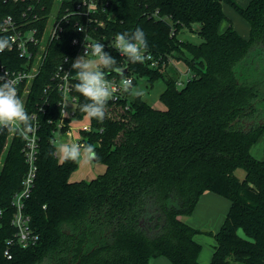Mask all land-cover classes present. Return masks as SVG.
<instances>
[{
  "label": "trees",
  "instance_id": "obj_1",
  "mask_svg": "<svg viewBox=\"0 0 264 264\" xmlns=\"http://www.w3.org/2000/svg\"><path fill=\"white\" fill-rule=\"evenodd\" d=\"M82 1L73 0L71 8ZM95 3L99 13L93 17L104 25L72 16L29 92L18 93L40 126L38 175L25 206L40 240L30 248L17 243L12 225V199L27 171L24 138L0 132V264H150L160 257L171 264H202V245L195 240L201 231L183 218L194 213L207 192L230 202L221 229L207 232L216 240L207 264H264V160L251 153L264 134V0L246 6L235 0ZM52 4L49 0L48 8ZM224 5L248 23V37L231 23L221 29L229 21ZM27 7L0 0V24L9 15L20 18ZM38 25L44 31L45 23ZM137 27L145 31L147 52L161 60L160 68L125 61L112 47L105 50L129 74L151 84L163 79L160 98L166 108L155 109L130 93L109 101L104 121L88 119L92 131H81V144L94 147L95 161L106 170L92 180L73 182L79 161L52 155L63 99L54 81L56 68L66 55L75 58V39L88 35L104 43ZM184 30L201 42L182 40ZM174 61H183L191 73L182 88L178 69L170 67ZM23 64L15 52H0V66L16 70ZM76 83L71 95L77 99L78 119L86 118L80 111L86 101ZM238 170L245 171L243 179Z\"/></svg>",
  "mask_w": 264,
  "mask_h": 264
},
{
  "label": "built area",
  "instance_id": "obj_2",
  "mask_svg": "<svg viewBox=\"0 0 264 264\" xmlns=\"http://www.w3.org/2000/svg\"><path fill=\"white\" fill-rule=\"evenodd\" d=\"M12 1L14 3L28 4V7L20 18H16L14 15H9L4 18L0 24V33L3 38L7 39L10 48L4 51L15 52L20 59L24 61V64L20 69L10 70L4 65L0 66V76H3L5 72L9 74L10 78L19 77L20 82L18 84V93L23 90L27 94L31 88V85L35 78L40 74L44 63L47 61L50 48L56 40L59 39L63 32L64 25L71 21V17L78 15L86 18L88 24L98 23L100 26L104 25L103 21L94 18L93 15L99 13L95 0H83L81 3H76V8H71V2L73 0H53L51 8H48L49 0H5ZM106 9L103 8L102 13H105ZM158 12L155 13L157 16ZM45 23L44 31H41L38 23ZM78 25V24H77ZM79 30H83L80 27ZM96 42L90 36H86L84 39H75L73 44L77 47L78 51L75 58L72 60L70 55H66L63 63L60 64L55 71L54 81L57 89L62 93L63 99L60 103L62 109V117L57 122V129L54 131V136L57 132L64 134L68 133L71 136L72 123L70 122L67 127V120L78 118L77 114V99L72 97L71 90L72 84L75 79L72 77L73 69L71 67L72 62L85 53L86 47L90 43ZM115 38L112 40H104L105 48L112 47L117 53L118 51L114 47ZM3 51V52H4ZM119 54V53H118ZM125 61L126 57L119 54ZM147 58L142 62L147 64L151 69H158L161 65V60L156 59L149 52L146 53ZM165 66V64H162ZM122 68L127 69V73L124 74L127 78L135 81V74L128 73V67L123 65ZM106 71V70H105ZM69 75H67V74ZM106 74H108L106 72ZM106 78L113 83V86L117 89L115 98L110 101H119L127 97L128 92H124L121 87V78L117 76H107ZM183 85L178 79L177 86ZM46 90H50L48 87ZM70 104L73 106L69 109ZM43 110V107L40 111ZM33 119V126L35 131L27 133L24 138V146L21 150L25 163L27 165L26 174L22 180V188L16 193L12 199V206L14 207V215L12 218V225L16 228L15 238L17 243L22 248H30L35 246L39 240V235L33 230L31 226V218L26 214V201L30 199L32 191L35 187V181L38 175V158H39V129L40 126L36 120V116ZM68 128L64 131V128ZM81 131L91 132L92 126L89 123L84 124L81 127ZM17 132L11 130L10 136H14ZM55 144V138L53 140ZM78 143L81 144V141ZM1 164V162H0ZM2 213V212H1ZM9 254V252H7ZM12 256L9 254L8 258Z\"/></svg>",
  "mask_w": 264,
  "mask_h": 264
},
{
  "label": "clouds",
  "instance_id": "obj_3",
  "mask_svg": "<svg viewBox=\"0 0 264 264\" xmlns=\"http://www.w3.org/2000/svg\"><path fill=\"white\" fill-rule=\"evenodd\" d=\"M85 47V53L78 56L71 65L75 71L72 77L77 81L74 87L86 101L80 104V111L86 118L102 123L106 117V106L110 100L115 98L117 91L113 83L106 78L105 70L121 74L120 83L124 92L137 98L143 96L144 93L134 87L130 78L123 76L122 68L117 65L116 58L105 50L104 43L97 41ZM114 47L130 63H142L147 58L146 53L149 47L147 35L140 27L131 33H117ZM8 48H10L8 40L0 39V52ZM19 82V77L10 78L7 72L0 76V132L15 130L25 137L27 133L35 131L32 124L34 116L29 114L25 102L18 95ZM52 155L65 162H90L98 158L91 144L67 142L58 143Z\"/></svg>",
  "mask_w": 264,
  "mask_h": 264
},
{
  "label": "rangeland",
  "instance_id": "obj_4",
  "mask_svg": "<svg viewBox=\"0 0 264 264\" xmlns=\"http://www.w3.org/2000/svg\"><path fill=\"white\" fill-rule=\"evenodd\" d=\"M238 4L242 6H246L250 0H235ZM224 12L227 15L229 21H225L222 28H225L229 25V23L233 24L234 28L241 34L247 35L249 34V25L248 23L239 15H237L228 5H224ZM196 28H199V25H195ZM179 37L182 40H188L192 43L199 44L201 39L193 33L184 30ZM176 67L179 71V79L180 82L184 85L189 77L191 76L190 71L188 70L187 65L183 62H171L170 67ZM171 69V68H169ZM73 74L75 75V71L73 70ZM136 85L135 88L142 90L144 95L143 99L150 104L153 108L164 110L166 107L164 103L161 101V94L164 92L166 88L165 81L160 79L153 84L148 81V78L145 77H136ZM183 85H179V88H182ZM131 95V94H130ZM135 96L131 95L130 98L133 99ZM73 105L70 104L69 109ZM72 127H71V136L68 133L61 134L57 132L55 134V145H58L60 142L67 143H78L81 141V127L88 123V118H73L72 119ZM252 155L259 159L264 160V134L262 138L256 143L255 147H253L251 151ZM60 159V158H59ZM62 161V159H60ZM106 170L104 164L97 161H79L78 169L72 174V181H81V180H92L96 178L98 175L103 174ZM237 175L243 179L245 177V171L238 170ZM214 194V193H210ZM224 202H227L228 207L230 206V202L223 197H221ZM216 204H212L214 206ZM210 206V207H211ZM228 210H225L221 204L211 207L209 209L201 208L196 211L192 217H184L183 220L189 225L193 226L196 229H199L201 232L195 236V240L202 245V252L199 257V262L202 264H207L211 261L215 246L216 240L211 234L207 232L217 233L226 218ZM225 215V216H224ZM193 218V219H191ZM243 234V232H241ZM150 264H171L170 261L165 257H160L156 259H152Z\"/></svg>",
  "mask_w": 264,
  "mask_h": 264
},
{
  "label": "crops",
  "instance_id": "obj_5",
  "mask_svg": "<svg viewBox=\"0 0 264 264\" xmlns=\"http://www.w3.org/2000/svg\"><path fill=\"white\" fill-rule=\"evenodd\" d=\"M250 2V1H249ZM248 2V3H249ZM248 35L249 34H247L246 36L245 35H242L243 37H248ZM73 123V122H72ZM89 123V122H88ZM262 138V137H261ZM256 145V144H255ZM255 145L253 146V147H255ZM253 149V148H252ZM252 151V150H251ZM106 167V166H105ZM71 177H72V175H71ZM70 180L72 181V178H70ZM222 198H221V196H218V195H216V194H210V192H207V193H204L202 196H201V198H200V200H199V202H198V204H197V206H196V209H195V211H194V213L193 214H195L196 213V211L197 210H199V209H201V208H206V209H209V208H211V207H214V206H218V205H222L223 207H225V210H229V207H228V205H227V202H224L223 200H221ZM225 199V198H224ZM227 200V199H226ZM212 204H216V205H214V206H211ZM211 206V207H210ZM192 214V215H193ZM192 215L191 216H189V217H192ZM225 216V215H224ZM191 219H193V218H191ZM193 227V226H192Z\"/></svg>",
  "mask_w": 264,
  "mask_h": 264
},
{
  "label": "water",
  "instance_id": "obj_6",
  "mask_svg": "<svg viewBox=\"0 0 264 264\" xmlns=\"http://www.w3.org/2000/svg\"><path fill=\"white\" fill-rule=\"evenodd\" d=\"M125 73H127V69L123 70V74H125ZM95 160H96V159H95ZM95 160H94V161H95Z\"/></svg>",
  "mask_w": 264,
  "mask_h": 264
}]
</instances>
